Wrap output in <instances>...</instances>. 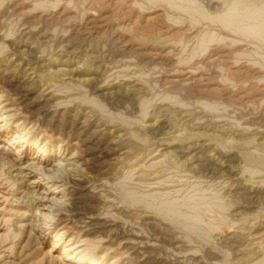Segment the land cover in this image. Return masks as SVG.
<instances>
[{
  "label": "rangeland",
  "instance_id": "rangeland-1",
  "mask_svg": "<svg viewBox=\"0 0 264 264\" xmlns=\"http://www.w3.org/2000/svg\"><path fill=\"white\" fill-rule=\"evenodd\" d=\"M0 264H264V0H0Z\"/></svg>",
  "mask_w": 264,
  "mask_h": 264
},
{
  "label": "bare ground",
  "instance_id": "bare-ground-1",
  "mask_svg": "<svg viewBox=\"0 0 264 264\" xmlns=\"http://www.w3.org/2000/svg\"><path fill=\"white\" fill-rule=\"evenodd\" d=\"M4 97V96H3ZM3 105V104H2ZM157 127V126H156ZM156 130H158L157 128H156ZM187 147V146H186ZM188 148V147H187ZM190 148H192L191 146H190ZM184 151V150H183ZM186 152V151H185ZM76 153V152H75ZM74 153V154H75ZM63 154V153H62ZM73 156V155H72ZM75 157V156H74ZM75 159V158H74ZM76 160V159H75ZM205 161V160H204ZM206 162V161H205ZM210 162V161H209ZM208 163V162H207ZM78 164V163H77ZM80 164V163H79ZM215 166V165H214ZM76 167H78L77 165H76ZM80 168V167H79ZM215 169V168H214ZM208 171H209V169H208ZM211 171V170H210ZM214 171V170H213ZM220 171V170H219ZM212 172V171H211ZM75 175H77V174H75ZM73 176V175H72ZM73 178V177H72ZM73 179H75V178H73ZM244 189V188H243ZM250 190V189H249ZM244 191V190H243ZM250 192V191H249Z\"/></svg>",
  "mask_w": 264,
  "mask_h": 264
}]
</instances>
